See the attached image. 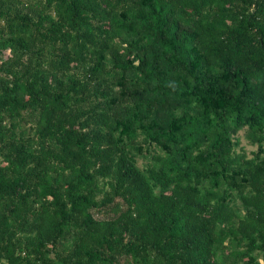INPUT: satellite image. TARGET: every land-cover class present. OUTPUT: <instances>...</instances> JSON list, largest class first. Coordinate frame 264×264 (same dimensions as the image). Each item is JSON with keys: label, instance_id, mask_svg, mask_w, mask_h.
Wrapping results in <instances>:
<instances>
[{"label": "trees", "instance_id": "obj_1", "mask_svg": "<svg viewBox=\"0 0 264 264\" xmlns=\"http://www.w3.org/2000/svg\"><path fill=\"white\" fill-rule=\"evenodd\" d=\"M0 264H264V0H0Z\"/></svg>", "mask_w": 264, "mask_h": 264}, {"label": "rangeland", "instance_id": "obj_2", "mask_svg": "<svg viewBox=\"0 0 264 264\" xmlns=\"http://www.w3.org/2000/svg\"><path fill=\"white\" fill-rule=\"evenodd\" d=\"M241 143H243V142H241Z\"/></svg>", "mask_w": 264, "mask_h": 264}]
</instances>
